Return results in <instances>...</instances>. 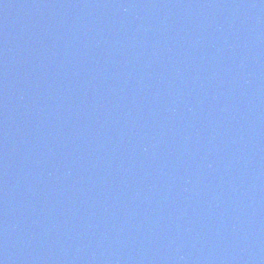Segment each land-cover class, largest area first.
Returning a JSON list of instances; mask_svg holds the SVG:
<instances>
[{
    "label": "water",
    "instance_id": "water-1",
    "mask_svg": "<svg viewBox=\"0 0 264 264\" xmlns=\"http://www.w3.org/2000/svg\"><path fill=\"white\" fill-rule=\"evenodd\" d=\"M112 264H264V0H143Z\"/></svg>",
    "mask_w": 264,
    "mask_h": 264
}]
</instances>
